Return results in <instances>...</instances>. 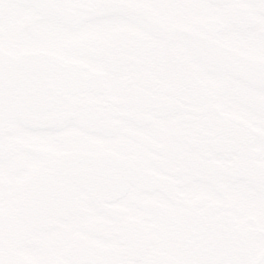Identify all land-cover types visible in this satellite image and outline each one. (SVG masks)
<instances>
[{
	"label": "snow or ice",
	"instance_id": "1",
	"mask_svg": "<svg viewBox=\"0 0 264 264\" xmlns=\"http://www.w3.org/2000/svg\"><path fill=\"white\" fill-rule=\"evenodd\" d=\"M0 264H264V0H0Z\"/></svg>",
	"mask_w": 264,
	"mask_h": 264
}]
</instances>
